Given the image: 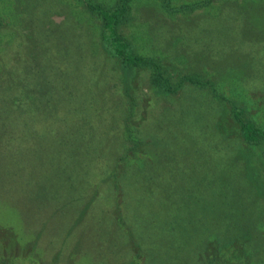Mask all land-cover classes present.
I'll return each mask as SVG.
<instances>
[{"label": "rangeland", "instance_id": "374dc122", "mask_svg": "<svg viewBox=\"0 0 264 264\" xmlns=\"http://www.w3.org/2000/svg\"><path fill=\"white\" fill-rule=\"evenodd\" d=\"M111 4L114 0H97ZM0 0V264H264V0Z\"/></svg>", "mask_w": 264, "mask_h": 264}, {"label": "trees", "instance_id": "16d2710c", "mask_svg": "<svg viewBox=\"0 0 264 264\" xmlns=\"http://www.w3.org/2000/svg\"><path fill=\"white\" fill-rule=\"evenodd\" d=\"M84 6L100 20V38L103 45L125 66L146 67L149 69V81L161 91L173 92L184 81L202 85L205 81L193 74H183L176 80L161 68L152 57L134 52L128 40L118 31V26L127 19L129 0H114L111 4H103L97 0H82ZM168 7V0H162ZM230 112L242 138L248 143L264 141V128L247 118L243 109L235 104L230 105Z\"/></svg>", "mask_w": 264, "mask_h": 264}]
</instances>
